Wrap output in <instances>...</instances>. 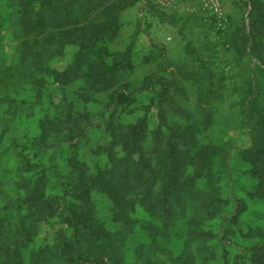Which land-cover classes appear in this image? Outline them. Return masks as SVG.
Segmentation results:
<instances>
[{
	"label": "rangeland",
	"instance_id": "1",
	"mask_svg": "<svg viewBox=\"0 0 264 264\" xmlns=\"http://www.w3.org/2000/svg\"><path fill=\"white\" fill-rule=\"evenodd\" d=\"M219 2L223 13L220 23L206 0H140L122 11L119 32L102 46L110 53H124L129 48L130 68L127 72L121 70L122 66L115 68L119 81L113 88L121 89L125 95L134 94L132 100H135L120 105L115 111L104 112L106 108L112 109L111 95L115 90L97 91L102 87L100 82L91 85L93 80L84 76L88 66L79 61L73 47L56 45L51 58H44L40 49L32 51L33 58H41L36 74L40 84L33 83L30 73L22 67V73L16 71L21 43L32 34L33 24H21L19 0L14 3L0 0V215L10 202L9 207H20L18 202L12 204L24 194L19 187L25 173L19 167L22 159L34 161L35 140L43 119L57 118L66 112L87 115L74 133L60 129L47 141L60 151L55 156L57 163L68 171L72 168L73 173L75 167L67 161L69 158L85 162L92 173L107 163L101 149L110 142L111 124L115 133L118 129L139 125L137 136L142 137L143 149L152 158L158 117L150 104L151 94L136 91L147 83L148 77L172 78L176 86L168 90L172 101L164 104L167 125L180 126L179 132L185 137L191 134L188 128L193 127L196 150L208 144L228 149L227 167L220 171L219 165L213 163L210 167L213 178L206 176L197 184L204 195L218 201L214 217L202 227L221 238L210 243L215 259L206 264H223L224 252L228 264L238 260L239 264H251L250 249L260 243L257 231L264 232V164H254L245 156L254 147L251 126L264 121V66L252 56V47L229 40L232 36L238 42L243 29L250 31L247 17L251 6L245 5V0ZM187 45L192 49L191 55L185 52ZM102 59L105 64H111V58ZM54 71L63 72L67 82L56 83L49 75ZM205 72L212 76L208 77ZM160 130L168 134L165 127ZM260 143L264 145V138ZM45 160L44 164L50 165L47 157ZM183 175L188 176L186 168ZM91 199L95 218L103 228L109 233L120 231L121 225L111 221L109 198L94 191ZM185 203V211L175 216L168 238L158 239L160 246L173 256L182 253L187 221L199 209V202L189 195ZM21 205L25 210L24 204ZM234 213H237V222L231 219ZM132 218L137 223L120 246L124 264H140L135 251L150 241L145 230L149 215L137 207ZM16 228L15 224L6 227L3 239H17ZM50 237L42 231L36 235L22 250L24 264H60L50 256L41 255L36 261L31 258L32 254L55 245L54 237ZM148 256L152 264H170L166 254L158 251ZM104 261L109 263V258L105 257Z\"/></svg>",
	"mask_w": 264,
	"mask_h": 264
},
{
	"label": "trees",
	"instance_id": "2",
	"mask_svg": "<svg viewBox=\"0 0 264 264\" xmlns=\"http://www.w3.org/2000/svg\"><path fill=\"white\" fill-rule=\"evenodd\" d=\"M139 1L19 0L21 24L30 22L33 24V32L21 43L19 69L16 71L19 73L22 67L30 73L29 78L33 83L40 84L36 74L37 68L40 69L38 62L41 58H33L32 51L40 49L45 54L44 58H51L55 55L56 45L70 46L76 49L75 55L79 61L87 64L84 76L93 80L91 85L100 82L102 87L97 88V91H111L119 81L115 68L122 66L121 70L125 72L130 68V50L128 48L124 53H110L102 43L115 38L121 27V12ZM245 5L251 6L247 17L250 31L247 33L243 29L238 42L232 36L229 40L252 47V56L264 66V2L245 0ZM190 48L187 45L185 50L189 55L192 54ZM103 57L111 58V64H105ZM206 74L212 76L208 72ZM49 75L58 84L67 82L63 72L54 71ZM146 82L136 92L151 94L150 104L158 117V133L152 158L143 149L142 137L137 136L139 125L127 126L115 133L111 124L110 142L101 149L107 163L92 173L85 162L69 158L67 161L75 167L76 172L73 173L72 168L68 171L65 166L57 163L55 156L60 151L55 150L56 146L48 145L47 141L60 129L68 134L74 133L75 127L87 115L66 112L57 118H46L39 122L40 132L35 140L37 150L33 156L34 161L22 159L19 167L25 173L19 187L24 194L20 200L12 201V204L18 202L20 207H9L10 202L0 215V264H24L22 250L41 231L48 232L56 243L40 253L32 254L31 258L35 261L42 255L50 256L51 260L60 264H124L120 246L137 223L132 218L137 207L142 208L150 217L145 227L150 241L135 251V258L140 264H152L148 253L155 251L166 254L170 264H199V261L206 264L214 261L215 252L210 243L221 238L202 227L205 221L214 217V207L218 201L204 195L197 184L206 176L213 178L210 171L213 163L219 165L220 171L227 167L228 149L208 144L196 150L193 127L188 128L191 134L185 137L179 132L180 126L167 125L164 104L172 101L168 95L169 88L176 87L172 78L148 77ZM114 90L111 95L112 109L106 108L104 112L115 111L120 105L131 104L135 100H132L134 94L130 96L125 95L121 89ZM147 110H151L150 107ZM250 114L253 112L250 111ZM164 127L168 130L166 135L160 130ZM251 127L254 147L245 158L253 160L254 164H264V145L260 143L264 138V121L260 120ZM45 157L50 165L44 164ZM185 168L188 171L187 177L183 175ZM94 191L105 194L112 202L111 221L121 225L120 231L109 233L96 220L91 199ZM186 195L199 202V209L187 221L182 253L173 256L160 246L158 239L168 238L175 216L185 211ZM21 203L26 207L25 210L21 208ZM231 216L237 222V213ZM12 224L18 228L20 237L18 235L17 239L5 241L2 237L7 234L4 229ZM256 235L260 243L250 249L251 264H264V232L257 231ZM97 249H101L99 253ZM105 257L109 258V263L104 261ZM222 260L223 264H228L226 252ZM239 263L238 260L234 264Z\"/></svg>",
	"mask_w": 264,
	"mask_h": 264
},
{
	"label": "built area",
	"instance_id": "3",
	"mask_svg": "<svg viewBox=\"0 0 264 264\" xmlns=\"http://www.w3.org/2000/svg\"><path fill=\"white\" fill-rule=\"evenodd\" d=\"M206 3L213 15L216 17L218 23H220L223 20V13L219 0H206Z\"/></svg>",
	"mask_w": 264,
	"mask_h": 264
}]
</instances>
